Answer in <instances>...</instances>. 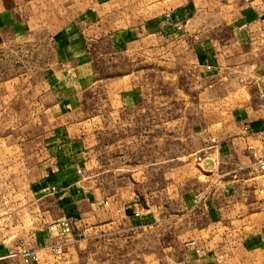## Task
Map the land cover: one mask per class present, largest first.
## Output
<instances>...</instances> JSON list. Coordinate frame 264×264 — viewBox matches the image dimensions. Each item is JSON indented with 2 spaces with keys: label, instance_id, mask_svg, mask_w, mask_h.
Segmentation results:
<instances>
[{
  "label": "crops",
  "instance_id": "1",
  "mask_svg": "<svg viewBox=\"0 0 264 264\" xmlns=\"http://www.w3.org/2000/svg\"><path fill=\"white\" fill-rule=\"evenodd\" d=\"M183 1L170 0L169 10L128 26L124 14L133 6L131 0L1 1L0 31L6 33L9 44L25 42L42 32L49 37L53 52L52 64L41 76L46 88L44 111L51 115L48 120L55 128L45 146L49 168L27 186L41 192L38 200L45 195L55 198L57 214L50 223L74 221L84 236L78 244L68 241L58 261L47 250L46 245L55 239L45 227L31 231L28 236L33 239L27 249L36 250L38 264L46 259L51 261L45 264H77V253L89 245V240L99 241L101 237L128 238L129 255L135 256L129 264H264V181L254 166L260 149L258 141L243 131L245 126L258 131L264 121L257 91L258 81L264 77V0ZM91 47L100 48L97 70H91ZM122 62H134L138 69L123 68ZM157 77L162 81L158 88L153 86ZM201 77L211 80L209 86L216 89L214 104L228 103L232 109L227 133L214 137L217 146H212L210 137L193 153L196 160L201 156L197 165L213 173L211 181H220L219 186H207L215 196L205 201L202 215L207 222L196 221L200 213L192 210L194 196L200 192L190 197L188 217L175 220L152 211L156 206L149 207L147 201L149 208L142 214L139 208L143 205L127 204L121 188H114L110 194L104 186H93L86 178L84 181L79 175L80 159L85 160L88 151L83 150L87 149L84 140L77 141L72 133L101 122V116L81 115L86 102L96 103L98 112L103 113L142 107L145 113H155L161 127L169 124L171 109L176 115L173 121L179 122L186 115L195 125L196 116L190 112L200 106V101L178 102L172 109L163 85L172 80L180 100L185 86L194 87ZM242 91L248 96L238 102L235 98L243 97ZM153 94L160 98L156 105L147 102ZM227 97L231 103L222 102ZM228 156L237 165L234 169L223 168L227 163L223 159ZM248 157L255 168L247 174L252 178L239 175L241 168L249 165ZM206 161L211 163L209 169L204 168ZM227 175L232 176L225 178ZM236 182L241 186H233ZM235 190L244 197L234 196ZM34 208L37 217L39 205ZM135 211L140 215L134 216ZM44 214L49 222V212ZM182 219L187 221L188 233ZM4 231L0 232V256L25 249L21 239L24 233L18 232L16 240L10 242L4 239ZM189 241L195 242L199 254L186 245ZM13 260L0 264H21Z\"/></svg>",
  "mask_w": 264,
  "mask_h": 264
},
{
  "label": "rangeland",
  "instance_id": "2",
  "mask_svg": "<svg viewBox=\"0 0 264 264\" xmlns=\"http://www.w3.org/2000/svg\"><path fill=\"white\" fill-rule=\"evenodd\" d=\"M131 1L133 6H129L130 9L124 14L127 26L141 23L171 8V5H168L170 0ZM182 1L177 0L180 3ZM6 38V33L0 31V232L4 229V239H9L10 242L16 240L18 232L19 235L24 233L21 239L27 249L33 239L28 236L29 233L43 227L46 229L52 224L50 219L57 214L53 202L55 198L45 195L38 200L37 196H40L41 192L27 186L39 172L49 168H46L50 157H47L45 146L55 128L50 125L52 121L48 120L51 115L44 111L46 88L41 76L52 64L53 52L49 37L42 32L22 43L15 41L9 44ZM99 54L100 48H90L91 70H97ZM120 65L127 69L130 66L134 68L135 63L122 62ZM137 69L138 66L134 68ZM209 82L211 80L201 77L194 87L186 85V93L178 100L173 81L168 80V84L164 81V89L169 95L168 104L172 109L178 102L182 104L183 101H200V106L190 112L192 116H196L195 125H192V117L188 118L186 115L179 122L173 121L176 115L171 109L169 124L161 127L155 113H145L142 107L122 110L121 113L111 110L103 113L98 112L96 103L86 102L81 115L85 118L101 116V122L99 125L95 122L93 125L78 128L80 132L72 133L77 141L84 140L83 144L87 149L83 150L88 151L86 159H80L83 163L79 175L83 176L84 181L89 179L93 186H104L110 194L114 192V188H121L127 204L136 202L143 205L139 208L142 214L145 213L143 209L156 206L152 211L175 220L184 215L186 219L191 195L203 193L197 205L192 202V210L200 213V216H196V221L200 224L207 222L206 216L202 215L207 205L205 201L215 197L211 189L207 190V186H219L220 181L219 178H214L218 183L213 185V173L203 171L200 165H197L193 153L204 147L208 138L223 137L227 133V119L232 111L228 103L214 104L216 89L209 86ZM161 83L160 77L154 78V87H161ZM258 83L257 91L260 92L264 87V77L259 79ZM241 94L244 96L235 98L238 102L248 96L243 91ZM156 97L155 94L149 96L147 102L156 105L155 103L160 102V98ZM253 98L258 101L256 97ZM222 102L231 103V99L227 97ZM119 119L122 120L120 123ZM245 156L247 157V154ZM223 160L227 162L223 165L224 169H234L237 166L233 164L231 156ZM247 160L249 162L246 165H249L244 167L245 169L241 168L239 175L244 174V178H252V174H247L255 168L252 159L248 157ZM240 163H243L242 159ZM210 167L211 163L206 161L204 168ZM257 175L264 181V176L259 173ZM235 180L237 181V178ZM40 184L43 185L44 181ZM234 185L241 186L238 182ZM50 192L57 193V190L51 189ZM233 195L244 197L243 192L236 190ZM36 204L40 209L37 217V208H34ZM197 206L198 208H195ZM47 211L49 222L45 221L48 216L44 213ZM184 219L182 220L186 230L187 221ZM190 220L192 221V217ZM71 223L74 232L81 233L75 222ZM185 233H188V230ZM83 237L75 236L70 243L78 244ZM88 242L89 245L81 250V253H77V264H129L130 258L135 257L129 255L130 243L126 237H101L99 241L93 239ZM50 254L54 257L53 260L58 261L63 255L56 257L51 252ZM48 261L51 259L41 261V264ZM13 262L22 264L18 256ZM38 262L37 255L34 264Z\"/></svg>",
  "mask_w": 264,
  "mask_h": 264
},
{
  "label": "built area",
  "instance_id": "3",
  "mask_svg": "<svg viewBox=\"0 0 264 264\" xmlns=\"http://www.w3.org/2000/svg\"><path fill=\"white\" fill-rule=\"evenodd\" d=\"M259 98L262 102V105L264 107V87L259 92ZM243 131L250 137L255 138L258 141L259 144V154L255 156L254 160V166L256 167V170L259 174L264 176V121L263 125L258 131H252L250 128L245 126L243 128ZM209 142L212 144L213 147L217 146L216 141L214 137H211L209 139ZM209 148H206L203 150L202 155L203 157L207 155V151ZM198 162L201 161V156L197 157ZM203 197V193H197L194 196L193 202L195 205H197L200 200ZM134 216H139V212H133ZM46 232L55 239V242H50L47 245V249L56 257L61 256L63 254V246L70 240L74 239L75 236L81 237L82 233H76L74 232V228L72 223L69 220H62L60 222L51 224L46 227ZM187 246H191L194 248V251L196 254L200 253V250L198 248H195V242L189 241L186 243ZM18 256L22 264H34V262L37 259V252L35 249H22L18 252L6 255V256H0V263L4 262L8 259H12Z\"/></svg>",
  "mask_w": 264,
  "mask_h": 264
}]
</instances>
